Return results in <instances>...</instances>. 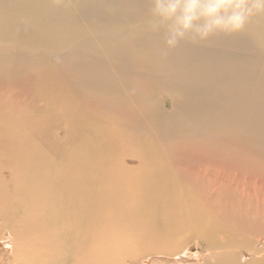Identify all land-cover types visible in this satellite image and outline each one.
<instances>
[{"label":"bare ground","instance_id":"obj_1","mask_svg":"<svg viewBox=\"0 0 264 264\" xmlns=\"http://www.w3.org/2000/svg\"><path fill=\"white\" fill-rule=\"evenodd\" d=\"M153 20L151 0H0V264H264V12L173 48ZM40 59L97 113L50 104L64 142L38 126Z\"/></svg>","mask_w":264,"mask_h":264},{"label":"clouds","instance_id":"obj_2","mask_svg":"<svg viewBox=\"0 0 264 264\" xmlns=\"http://www.w3.org/2000/svg\"><path fill=\"white\" fill-rule=\"evenodd\" d=\"M151 3L152 27L164 29L168 48L186 38L196 42L206 40L216 31H239L248 17L264 12V0H151ZM207 4L211 7H201Z\"/></svg>","mask_w":264,"mask_h":264},{"label":"rangeland","instance_id":"obj_3","mask_svg":"<svg viewBox=\"0 0 264 264\" xmlns=\"http://www.w3.org/2000/svg\"><path fill=\"white\" fill-rule=\"evenodd\" d=\"M46 66L48 68L49 67L51 68L50 73H52L54 77L49 78L46 72L42 70V68L44 69V67ZM43 76L48 77V79L42 80ZM38 77L40 78L39 86L41 88L39 89V97L36 102V117L38 119L39 129L40 131H42V129L43 131L44 130L48 131L46 134L52 135L58 142H64L63 140H66L67 129L72 124L71 108L65 112H61V114L58 113L55 119L50 118L48 120V117H50V115L48 114L50 109L49 108L50 104L54 105L56 100H59L58 103L60 104L64 103V108L61 109V111H63L65 110L66 105L69 101L68 105L70 103H73L74 105H76L81 109H86L89 113H93V114H97V113L93 112L92 109L86 107V97H84L75 88L77 84L74 81V78L67 72L66 66H64L61 70L59 62L55 64L51 60L40 59ZM44 86H47V89H42ZM63 89H65L66 92H64ZM48 90H50V92ZM15 95H20L22 96V98L25 97V95H22L20 92L15 93ZM56 111H58V107ZM52 124L55 126H51ZM258 179L262 180V182L264 183V179L261 178ZM4 237L6 239L7 238L9 239L8 234H6V236ZM4 237L3 239H5ZM1 238L2 236H0V240ZM192 249H194V252H196L197 254H202L203 252H205L203 248L197 245H193ZM252 251L253 250H251L249 253H251ZM248 259H251V256H249V254L245 255V257H242L240 261L244 262Z\"/></svg>","mask_w":264,"mask_h":264}]
</instances>
